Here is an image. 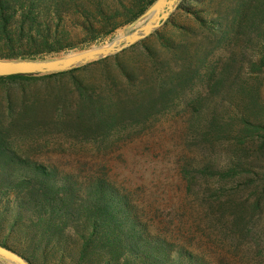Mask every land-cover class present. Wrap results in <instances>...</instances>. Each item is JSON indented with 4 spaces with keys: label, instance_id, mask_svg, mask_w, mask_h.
Returning <instances> with one entry per match:
<instances>
[{
    "label": "trees",
    "instance_id": "trees-1",
    "mask_svg": "<svg viewBox=\"0 0 264 264\" xmlns=\"http://www.w3.org/2000/svg\"><path fill=\"white\" fill-rule=\"evenodd\" d=\"M155 1L0 0V59H50L75 49L77 44L102 43L138 20ZM221 2L218 5L225 9ZM227 2L233 6L232 1ZM234 14L231 24L197 15L202 28L211 27L216 33L222 28L219 39L226 54L216 64L214 59L208 60L200 45L189 41L177 45L176 52L185 53L180 58L181 66L194 63L204 69L207 63L210 68L201 75V81L219 100L205 99L209 102L205 108L211 110L207 112L209 120L195 112L196 117L185 120L187 123L174 121L167 143L173 144L177 152L166 158V169H157L155 164L160 158L150 154L129 155L131 163L122 171L94 168L86 161L79 162L85 165L82 167L60 169L48 160L22 155L12 147L10 126L0 124V244L33 264L46 259L48 241L57 238L75 246L76 264H88L91 254L98 250L105 253L104 264H212L207 254L199 255L190 248L199 250L196 237L190 239L187 235L190 229L186 220L175 217L163 224L158 218L167 215L168 220L179 210L175 207L179 204L173 202V194L180 192L173 186L178 171L184 179L193 172L217 176L219 183L231 182L225 183L231 187L224 185L220 194L216 190L222 197L229 189L235 190L234 182L247 170L246 163L233 155H229L226 165L207 159L193 163L186 143L192 135L184 134L187 128L190 132L203 131L218 141L227 138L237 152L250 140L258 139L264 145V0L242 1ZM108 60L107 56L63 72L0 76V81L58 79L87 72L90 67H107ZM166 64L161 62L163 68ZM157 79L154 75L150 78L152 83ZM125 88L121 87L122 92ZM91 99L83 96L86 113L94 106ZM131 104L145 116L139 124L151 119L150 115H159L152 87ZM165 107L164 114L168 113ZM79 113L83 116L80 109ZM107 122L103 119L100 124ZM150 129L140 134L145 145L154 141L148 135ZM158 140L164 144V140ZM67 227H73L75 236L64 235ZM9 239L25 248L14 247Z\"/></svg>",
    "mask_w": 264,
    "mask_h": 264
},
{
    "label": "rangeland",
    "instance_id": "rangeland-1",
    "mask_svg": "<svg viewBox=\"0 0 264 264\" xmlns=\"http://www.w3.org/2000/svg\"><path fill=\"white\" fill-rule=\"evenodd\" d=\"M202 1L179 0L165 22L150 35L109 55L107 67H90L88 73L78 71L73 76L68 74L58 79L0 81V124L10 126L12 147L22 155L48 160L60 169L82 167L85 165L79 162L86 161L94 168L122 171L131 163L129 155L148 157L149 154L160 158L155 164L157 169H166V158L177 152L173 144L167 143L175 122L194 119L195 112L209 120L207 112L211 110L205 108L209 105L205 99L219 100L201 81V75L210 68L207 63L204 69L194 63L186 68L181 66L180 58L185 53L176 52L177 45L183 41L200 45L208 60L214 59L216 64L217 59H223L226 54L219 39L222 28L217 33L210 26V29L202 28L197 15L208 21L213 17L223 22L228 20L231 24L235 9L245 0H221L225 9L218 5L220 0H208L212 4ZM227 1H232L233 6ZM131 30L129 26L120 29L102 43L77 44L75 49L60 56L108 44ZM248 55L252 57V53ZM162 61L167 62L164 68ZM152 75L158 78L154 83L150 80ZM123 85L126 88L122 92ZM147 87H152L159 115H150L151 119L139 124L145 116L138 113L131 100L144 94ZM261 88L264 98V76ZM86 95L93 98L90 104H94L88 113L82 108ZM164 107L168 113L162 112ZM79 109L86 117L80 115ZM100 119H108V122L101 126ZM146 128H151L148 135L154 139L147 145L140 140ZM185 132L192 135L186 143L193 163L207 159L226 165L229 155H233L246 163L247 170L234 182L235 190L228 188L222 197L219 194L224 185L231 187L225 183L231 182L219 183L217 176H199L193 172L184 179L183 173L178 171L173 186L180 192L173 194V202L179 204L175 206L179 210L168 220L167 215L159 217L158 222L164 224L175 217L186 220L190 229L187 235L190 239L196 237L199 250L190 248L199 255L207 254L212 264H264V145L258 139L250 140L237 152L229 146L227 138L218 141L203 131L190 132L188 128ZM158 139L164 140V144ZM159 172L167 175L165 170ZM64 235L75 236L73 227H67ZM8 242L19 249L25 248L12 239ZM48 243V256L38 264H76L74 257L78 252L73 244L61 242V238ZM105 261V253L98 250L91 254L88 264H104ZM0 264L12 263L0 259Z\"/></svg>",
    "mask_w": 264,
    "mask_h": 264
},
{
    "label": "water",
    "instance_id": "water-1",
    "mask_svg": "<svg viewBox=\"0 0 264 264\" xmlns=\"http://www.w3.org/2000/svg\"><path fill=\"white\" fill-rule=\"evenodd\" d=\"M179 0H156L135 22L126 34L115 37L108 44L93 46L64 56L32 59H0V76L30 75L63 72L89 62L116 54L150 35L165 22ZM0 259L12 264H33L14 249L0 244Z\"/></svg>",
    "mask_w": 264,
    "mask_h": 264
}]
</instances>
